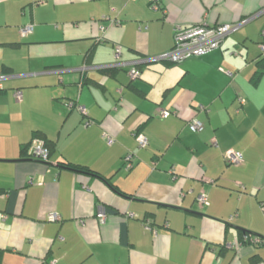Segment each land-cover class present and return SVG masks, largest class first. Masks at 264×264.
<instances>
[{
	"label": "crops",
	"instance_id": "1",
	"mask_svg": "<svg viewBox=\"0 0 264 264\" xmlns=\"http://www.w3.org/2000/svg\"><path fill=\"white\" fill-rule=\"evenodd\" d=\"M246 19L218 49L129 75L176 24ZM262 42L264 0H0V264H264Z\"/></svg>",
	"mask_w": 264,
	"mask_h": 264
},
{
	"label": "built area",
	"instance_id": "2",
	"mask_svg": "<svg viewBox=\"0 0 264 264\" xmlns=\"http://www.w3.org/2000/svg\"><path fill=\"white\" fill-rule=\"evenodd\" d=\"M150 6L159 10L162 9V0H150ZM249 19L240 21L238 23L230 24V23H221L216 25L210 24H197L191 26H184L181 24H176L174 27V46L168 52L163 53L158 57L153 58H143L138 61L131 62V67L128 70L129 75L132 79H136L141 75V70L139 66L143 63L147 62H156V61H164L169 63H181L189 58L200 57L206 53H209L215 49H218L225 37L238 30L240 26L247 22ZM33 30V24H25L21 27V33L23 36H27ZM260 47L262 53L264 54V42L260 43ZM117 53H120V47L117 48ZM232 75V72H228ZM6 78L5 75H0V88L3 87V81ZM16 98L22 99V91H16ZM240 102L243 104L245 99L240 97ZM79 109L86 113L87 110L84 106H79ZM170 110L164 109L160 111L161 117H167L170 115ZM189 127L193 131H201L204 128V123L197 119L193 118L189 121ZM136 140L140 147H145L148 145L149 140L148 137L142 133L138 132L135 134ZM109 142L113 141L111 136H107ZM217 143L216 141L214 142ZM28 154L31 158L48 161L50 158V148L45 139L41 137H36L32 140L28 147ZM224 158L228 164L239 165L244 163L245 157L242 151L231 149L225 155ZM126 168H130L133 165V156L129 154L126 156ZM197 205L199 208L204 207L209 204L208 194L205 191H202L197 196ZM100 217L104 220V214H99ZM131 216H133L131 214ZM57 218V216H53ZM146 229L151 230L154 234H157V230L151 226L149 222L145 224ZM263 240L257 235L254 234H243L241 240L238 245H243L244 243L249 244H260ZM233 246V245H232Z\"/></svg>",
	"mask_w": 264,
	"mask_h": 264
},
{
	"label": "trees",
	"instance_id": "3",
	"mask_svg": "<svg viewBox=\"0 0 264 264\" xmlns=\"http://www.w3.org/2000/svg\"><path fill=\"white\" fill-rule=\"evenodd\" d=\"M263 56H264V54H263ZM260 72H264V66H263V70H261ZM74 167L77 168L78 166H74ZM243 234H249V233L248 232H243L240 236L242 237Z\"/></svg>",
	"mask_w": 264,
	"mask_h": 264
}]
</instances>
